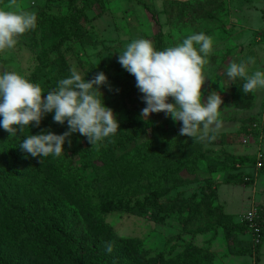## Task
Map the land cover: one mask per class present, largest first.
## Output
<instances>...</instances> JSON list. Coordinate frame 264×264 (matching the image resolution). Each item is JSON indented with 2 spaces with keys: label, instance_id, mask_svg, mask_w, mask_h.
Segmentation results:
<instances>
[{
  "label": "rangeland",
  "instance_id": "374dc122",
  "mask_svg": "<svg viewBox=\"0 0 264 264\" xmlns=\"http://www.w3.org/2000/svg\"><path fill=\"white\" fill-rule=\"evenodd\" d=\"M45 1L12 0L3 4L0 10L37 14L45 6ZM181 1L192 3L182 5L170 3V0H106L104 12L100 13L99 6L94 5L86 12V19L79 22L76 34L62 46L60 54L50 55V59L57 64L60 61L58 68L53 67L57 69L51 71L49 65L39 64L37 53L41 50L39 47L35 50L28 48L30 40L24 33L17 37L18 43L13 49L0 52V72L21 73L32 82L40 84L43 91L53 90L63 75L66 72L70 74L72 70L77 71L85 80L93 79L98 72L106 74L107 82L101 85L103 94L100 95L101 98L104 96L105 104L119 120L118 132L96 145L89 142L75 144L62 153V156H66L71 161V166L77 167L79 174L88 180L95 177L96 167L103 164L98 159L95 168L83 167V163L90 158V151L94 149H103L106 158L118 167L121 185L128 186L132 195L123 198L115 210L103 214L104 221L112 227L116 240L128 246L127 243L137 239L138 252L148 262L153 259H169L177 254L185 255V249L192 245L214 254L215 264H264V236L258 249L259 261L255 260L254 252L252 256L234 253L252 242V246L255 244L251 231L248 228H236L235 224L252 208L261 209L264 215V168L260 171L255 168L252 172L250 170L253 175L250 182L244 175L250 169L247 166L242 174L247 184H243L235 182L230 177L233 170L224 166L230 154L238 158L257 151L259 142L255 140L251 125L255 124L253 128L264 134V88L245 94L246 98H250L251 94L250 108H236L230 99L233 79L225 72L228 63L247 62L249 57L253 58L252 63H247L249 73L264 70V39H260L258 31L264 26V0H217L213 4L210 0ZM65 2L66 0H50L44 10L53 14L64 12ZM158 31L164 34L166 48L199 32L212 38L213 50L205 66L206 75L212 78H206L202 85V98L206 100L210 92L221 95L222 98L219 126L212 127L208 136L195 141L186 135H179L181 122H173L161 112L154 138L163 159L155 154L140 153L151 134L150 130L137 137L128 136L129 117L148 122L151 114L148 118L141 116L146 104L136 87L135 77L118 63V52H122L127 44L144 38L154 46L153 35ZM171 100L172 98L169 102ZM52 116V113L44 116L42 124L53 121ZM23 138L20 136L15 144L20 152H24L19 146ZM158 139L164 145H160ZM180 141L194 150L201 149L205 152L204 158L196 163L194 174L180 172L183 178L189 179V183L173 190L162 189L166 185L165 181L161 182V190L160 184L155 185L152 191L146 188L147 180L138 178V171L130 157L141 159L142 168L155 171L171 162L173 158L164 157L163 152L174 150ZM261 147L264 148V142ZM24 154L26 158L32 159L25 152ZM221 165L223 169L220 168ZM177 193L186 201L191 198L198 202L207 198L209 202L219 206V214L209 224L210 230L199 234L183 231L186 212L180 214L177 208L162 220L155 217L154 205L156 207L158 203L157 209L161 211L162 204L172 202ZM158 215L162 216L163 213ZM262 220L264 228V218Z\"/></svg>",
  "mask_w": 264,
  "mask_h": 264
},
{
  "label": "trees",
  "instance_id": "16d2710c",
  "mask_svg": "<svg viewBox=\"0 0 264 264\" xmlns=\"http://www.w3.org/2000/svg\"><path fill=\"white\" fill-rule=\"evenodd\" d=\"M11 1L0 0V7ZM210 1L212 4L217 2ZM49 2L50 0H46L45 6L36 14V27L25 35L30 40L28 48L35 50L39 47L41 50L37 53L39 64L49 65L51 71H54L61 63L59 61L57 64L51 60L50 55L60 54L62 46L76 34L79 22L86 19V12L94 5L99 6L100 13L104 12L106 0H66L63 5L65 11L57 14L44 10ZM170 3L189 5L192 2L170 0ZM258 31L260 39H264V26ZM153 41L156 50L166 48L162 32H156ZM55 66L57 68H53ZM69 75L66 72L62 79ZM243 83L242 79L233 80L230 90L231 102L239 109L250 108L251 94L250 98H246L239 87ZM160 115L161 112L151 113L148 122L134 117L128 118V136L137 137L147 130L151 132L140 153L161 157L154 138ZM67 127L66 122L63 125L54 121L43 124L41 122L37 127H26L23 133L18 131L11 135L0 128V264H215L214 254L192 245L185 249V255L177 254L169 259H153L148 262L138 252L137 239L127 243L128 246L115 239L112 227L104 221L103 214L115 210L123 198L132 194L128 186L121 185L118 167L106 158L103 149L90 151L89 160L83 163L84 168H95L98 159L103 161L101 166L96 167L95 177L88 180L81 176L77 167L71 166V161L62 154L59 157H45L42 161L38 157L28 159L24 152H20L15 146L20 136L30 135L31 132L39 133L43 129L62 134L67 131ZM251 128L256 138L258 129L252 125ZM262 130L264 131V123ZM69 140L70 142L66 140L64 144V151H68L67 149L75 144L88 142L87 138L79 133H73ZM157 142L164 145L161 139ZM262 149L264 154V148ZM204 153L203 150H194L180 141L174 150L163 152L164 157L173 158L171 162L155 171L142 168L141 159H130L138 171V178L147 180L146 188L152 191L155 185L160 184L161 190V182L165 181L166 185L162 189L173 190L189 183V179L183 178L180 172L194 174L196 163L204 158ZM255 155L253 153L238 158L229 155L224 166L233 170L230 177L235 182L247 184L242 176L247 166L250 169L244 172V175L251 182ZM263 168L264 159L259 171ZM157 207L158 203L156 207L154 205L153 212L158 220L170 215L169 212L174 208H177L180 214L185 211L183 231L192 234L210 230L209 224L220 210L218 205L215 206L207 198L198 202L191 198L186 201L180 193H177L172 202H164L161 211ZM260 222V241L253 245L254 248L252 242L245 248L235 250V255L252 256L254 252L255 260L259 261L258 249L264 236L263 222ZM235 226L247 230L244 223L237 222Z\"/></svg>",
  "mask_w": 264,
  "mask_h": 264
},
{
  "label": "clouds",
  "instance_id": "9594fccd",
  "mask_svg": "<svg viewBox=\"0 0 264 264\" xmlns=\"http://www.w3.org/2000/svg\"><path fill=\"white\" fill-rule=\"evenodd\" d=\"M36 24L34 12L0 10V52L13 49L17 37L34 29ZM212 50V38L199 32L163 50H156L150 40L139 38L118 52V63L135 77L146 104L141 116L148 118L151 113L164 112L173 122H181L179 135L194 141L208 136L212 127H218L221 95L210 92L206 100L202 98V85L211 77L206 75L205 66ZM252 62L249 57L247 62H230L225 68L229 78L244 81L239 85L243 94L264 88V70L249 73L247 63ZM106 82L103 72L85 80L72 70L53 90L43 91L40 84L21 73L0 72V128L10 135L23 133L26 127L39 126L48 113L53 114L54 122L61 125L66 122L67 131L62 134L43 129L25 135L19 143L27 155L41 161L61 156L66 140L70 142L73 133L86 137L91 145L103 142L119 129L116 114L100 95L101 85Z\"/></svg>",
  "mask_w": 264,
  "mask_h": 264
},
{
  "label": "built area",
  "instance_id": "2783aa9c",
  "mask_svg": "<svg viewBox=\"0 0 264 264\" xmlns=\"http://www.w3.org/2000/svg\"><path fill=\"white\" fill-rule=\"evenodd\" d=\"M255 124L252 125L254 127ZM264 135V134H263ZM262 133H258L255 140L259 142V146L257 147V151L255 152L256 161H255V169L259 170L263 164L264 154L262 149V144L264 142V136ZM263 141V142H262ZM264 218L261 209L252 208L249 212H247L243 218L240 220L241 223H244L247 228L251 231L252 235L254 236L255 244L260 241V236L258 234V230L261 227V220ZM263 222V220H262Z\"/></svg>",
  "mask_w": 264,
  "mask_h": 264
}]
</instances>
